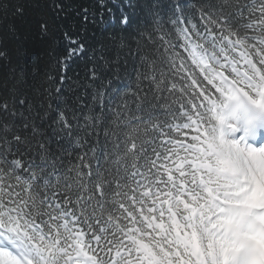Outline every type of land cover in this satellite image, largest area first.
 I'll use <instances>...</instances> for the list:
<instances>
[{
	"label": "snow or ice",
	"instance_id": "1",
	"mask_svg": "<svg viewBox=\"0 0 264 264\" xmlns=\"http://www.w3.org/2000/svg\"><path fill=\"white\" fill-rule=\"evenodd\" d=\"M127 5L121 27L138 12L135 0ZM141 7L156 36H139L154 47L136 37L134 48L123 39L114 52L98 45L99 64L88 74L102 86L85 83L89 102L85 91L74 109L57 85L55 94L45 90L46 105L33 103L18 93L23 71L8 89L11 99L0 101V264H264V150L212 135L216 99L226 90L264 101V0ZM70 43L65 69L86 50L79 39ZM127 57H138L135 87L127 72L120 75ZM115 93L122 103L113 108ZM106 101L109 123L126 129L122 139L104 129L111 152L99 144Z\"/></svg>",
	"mask_w": 264,
	"mask_h": 264
},
{
	"label": "trees",
	"instance_id": "2",
	"mask_svg": "<svg viewBox=\"0 0 264 264\" xmlns=\"http://www.w3.org/2000/svg\"><path fill=\"white\" fill-rule=\"evenodd\" d=\"M135 2L138 12L132 15L131 23L128 26L121 27L120 9L123 8L125 12L129 11L127 0H0V51L6 53V57L0 58V101L11 99L8 89L14 85L16 80L20 79L19 74L23 71L25 83L18 85V93H26L33 103L44 101L46 105L48 93L45 90L50 89L55 94L57 85H61V94L68 98V103L74 109L77 107L75 98L80 97L85 91H87V96L84 97L85 103L89 102L92 88L85 89V83L90 82L97 89L102 86L100 80L89 81L88 74V69L93 63L99 64L93 53L98 45L103 44L105 47H111L114 52L116 51L114 45L123 39L128 46L134 48L137 45L133 37H136L147 45L148 50L154 47V45H148L147 41L139 36V32L147 31L151 32L155 39L156 33L153 31L152 18L141 7L145 3L150 4L151 0H135ZM162 2L167 7L172 3V0H162ZM180 2L186 4L188 0H180ZM195 2L203 3L205 0H195ZM211 2L215 4L216 0H211ZM57 4H60L62 8L57 9ZM85 9L87 12L84 11ZM109 9H111V13ZM190 11L193 20L199 26L200 21L197 13L194 9ZM101 13H103L102 20ZM42 24L46 25V31L42 30ZM165 27L169 32H172L166 21ZM201 30H203L202 26ZM65 32L68 34L67 37L64 35ZM110 37L115 39H110ZM70 38L79 39L85 45L86 50L80 55H73L67 59L65 69L62 68L61 60L69 56L70 48L75 47L70 43ZM171 39H176L174 32H172ZM177 50L180 49L177 48ZM109 55L111 56V53ZM90 57L93 58L90 59ZM127 59L128 69H122L120 75L124 76L127 72L133 87H135L134 72L131 69L135 67L138 57L136 60L131 57H127ZM62 75L66 79L61 84ZM49 77L52 79L50 80ZM5 82L7 83L6 87L4 86ZM143 87L149 95L152 94L151 84L145 81ZM126 99L134 100V97L127 96ZM121 103V95L119 93L112 94L111 107L116 108ZM147 106L145 104L144 107ZM107 107L106 101L104 122L99 128V144L102 149L107 145L111 152L113 150L112 137L110 135L105 138L104 129L108 128L110 134L115 132L120 139L123 138V132L126 129L123 126L114 127L109 123L114 117L112 112L107 111ZM173 107L178 114L179 105ZM79 111L83 112L85 109L80 108ZM96 111H99L98 107ZM131 111L132 114L136 113L135 103L132 104ZM0 118H4L2 113H0ZM160 118L167 119L162 112H160ZM212 123L214 124V122ZM185 131H188L189 137L194 134L191 130ZM87 139L89 144L94 143L95 134ZM78 152L79 150H75L71 157H65V165L69 159L74 162ZM141 162L143 163V161Z\"/></svg>",
	"mask_w": 264,
	"mask_h": 264
},
{
	"label": "clouds",
	"instance_id": "3",
	"mask_svg": "<svg viewBox=\"0 0 264 264\" xmlns=\"http://www.w3.org/2000/svg\"><path fill=\"white\" fill-rule=\"evenodd\" d=\"M254 99L236 90H226L225 95L217 97L212 113V135L217 142L239 144L226 140V134L240 132L243 137H250L253 129L258 133L264 127V101L255 103Z\"/></svg>",
	"mask_w": 264,
	"mask_h": 264
},
{
	"label": "rangeland",
	"instance_id": "4",
	"mask_svg": "<svg viewBox=\"0 0 264 264\" xmlns=\"http://www.w3.org/2000/svg\"><path fill=\"white\" fill-rule=\"evenodd\" d=\"M254 137L255 136H254L253 132L250 133V137H243L240 132H237L235 135L226 134L225 139L230 140V141L231 140L238 141V143L241 147H244L247 149V148L251 147L250 144L253 141ZM251 148H253V147H251ZM256 150H261V146H260V148H257Z\"/></svg>",
	"mask_w": 264,
	"mask_h": 264
},
{
	"label": "bare ground",
	"instance_id": "5",
	"mask_svg": "<svg viewBox=\"0 0 264 264\" xmlns=\"http://www.w3.org/2000/svg\"><path fill=\"white\" fill-rule=\"evenodd\" d=\"M259 135H261V134H259ZM259 135H258V136H259ZM254 136L257 137V134L255 133ZM263 139H264L263 136H262V137L260 136V137L258 138L259 141H263ZM253 149H254V148H253ZM256 149H257V148H256Z\"/></svg>",
	"mask_w": 264,
	"mask_h": 264
}]
</instances>
